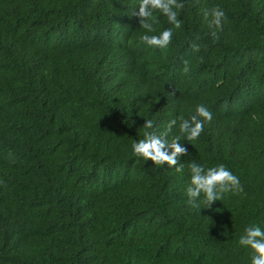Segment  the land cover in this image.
Masks as SVG:
<instances>
[{
  "label": "trees",
  "instance_id": "16d2710c",
  "mask_svg": "<svg viewBox=\"0 0 264 264\" xmlns=\"http://www.w3.org/2000/svg\"><path fill=\"white\" fill-rule=\"evenodd\" d=\"M0 264H264V0H0Z\"/></svg>",
  "mask_w": 264,
  "mask_h": 264
}]
</instances>
